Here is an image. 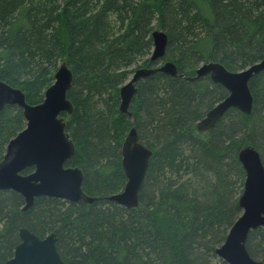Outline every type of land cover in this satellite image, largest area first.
I'll return each mask as SVG.
<instances>
[{
  "label": "trees",
  "instance_id": "16d2710c",
  "mask_svg": "<svg viewBox=\"0 0 264 264\" xmlns=\"http://www.w3.org/2000/svg\"><path fill=\"white\" fill-rule=\"evenodd\" d=\"M153 30L167 36L158 61L173 62L179 74L207 62L238 71L264 57V0H0V80L37 104L61 62L72 72L73 111L62 116L75 152L66 166L80 168L87 195L122 190L131 126L152 151L131 209L42 196L22 212L19 194L0 191V264L20 228L40 238L55 233L65 264H227L215 249L240 214L239 149L253 147L264 165V70L248 82L251 113L230 108L208 130L196 122L227 95L208 77L141 79L130 119L119 112V88L134 68L156 65ZM24 125L19 107L0 111V160ZM245 247L264 262V229L251 230Z\"/></svg>",
  "mask_w": 264,
  "mask_h": 264
},
{
  "label": "water",
  "instance_id": "95a60500",
  "mask_svg": "<svg viewBox=\"0 0 264 264\" xmlns=\"http://www.w3.org/2000/svg\"><path fill=\"white\" fill-rule=\"evenodd\" d=\"M151 38L149 59L157 63L153 67L134 69L130 78L120 86V113L131 118L129 105L136 93V83L155 73L180 76L190 81L208 77L227 91V95L196 122L198 131L212 128L230 108L246 115L251 113L253 98L248 82L264 70V57L238 71H229L216 62L202 63L193 76H184L177 72L173 62L158 61L165 52L166 34L153 30ZM72 78L70 68L61 62L53 75V82L44 91L43 100L33 105L26 102L20 89L0 80V111L5 106H17L25 120L24 128L8 141L0 160V191L19 194L23 199L22 212L29 210L35 198L42 196L85 204L106 199L126 209L134 208L138 205L139 192L152 155V151L138 141L134 126L129 129L121 147L125 184L119 192L106 197L89 196L81 188L83 173L80 168L65 165L75 152L61 116L62 113L71 115L73 111L67 98ZM237 160L245 174L237 200L241 214L215 253L227 264H264L252 259L245 247L251 230L264 229V165L258 151L251 146L240 148ZM27 169L31 171L26 172ZM18 237L19 243L14 247L12 256L3 264H65L56 248L55 233L40 238L28 229L20 228Z\"/></svg>",
  "mask_w": 264,
  "mask_h": 264
},
{
  "label": "rangeland",
  "instance_id": "374dc122",
  "mask_svg": "<svg viewBox=\"0 0 264 264\" xmlns=\"http://www.w3.org/2000/svg\"><path fill=\"white\" fill-rule=\"evenodd\" d=\"M58 66H59V65H58ZM137 68H138V67H137ZM134 69H136V68H134ZM134 69H133V70H134ZM56 70H57V69H56ZM54 73H55V72H54ZM131 73H132V72H131ZM131 73L128 75V78L125 80V82L130 78ZM53 75H54V74H53ZM192 76H193V75H192ZM52 77H53V76H52ZM52 82H53V79H52ZM125 82H124V83H125ZM12 87H13V86H12ZM15 88H17V87H15ZM18 89H19V88H18ZM27 103H28V102H27ZM28 104H30V103H28ZM32 105H33V104H32ZM129 106H130V105H129ZM129 112H130V111H129ZM131 118H132V114H131ZM131 118H130V119H131ZM134 128H135V127H134ZM135 130H136V129H135ZM127 133H128V132H127ZM241 192H242V191H241ZM240 194H241V193H240ZM238 197H239V196H238ZM240 214H241V210H240ZM240 214H239V215H240ZM239 215H238V216H239Z\"/></svg>",
  "mask_w": 264,
  "mask_h": 264
},
{
  "label": "flooded vegetation",
  "instance_id": "af4514ba",
  "mask_svg": "<svg viewBox=\"0 0 264 264\" xmlns=\"http://www.w3.org/2000/svg\"><path fill=\"white\" fill-rule=\"evenodd\" d=\"M13 106H14V105H13ZM5 107H6V106H5ZM21 112H22V111H21ZM62 114H65V113H62ZM62 114H61V116H62ZM65 115H66V116H70V115H67V114H65ZM62 117H63V120H64V122H65V124H66V121H65V119H64V116H62ZM23 119H24V118H23ZM24 121H25V120H24ZM24 126H25V125H24ZM23 128H24V127H23ZM23 128H22V129H23ZM65 131H66V130H65ZM69 137H70V135H69ZM71 140H72V139H71ZM67 162H68V161H67ZM67 162H66V163H67ZM66 163H65V165H66Z\"/></svg>",
  "mask_w": 264,
  "mask_h": 264
}]
</instances>
